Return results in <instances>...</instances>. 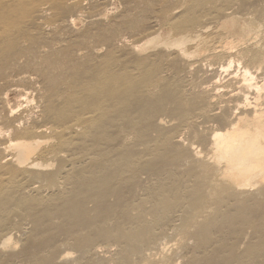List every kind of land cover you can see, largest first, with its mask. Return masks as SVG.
<instances>
[{
    "label": "rangeland",
    "instance_id": "rangeland-1",
    "mask_svg": "<svg viewBox=\"0 0 264 264\" xmlns=\"http://www.w3.org/2000/svg\"><path fill=\"white\" fill-rule=\"evenodd\" d=\"M70 1L71 2L73 1L75 3H73V2L71 3ZM85 1L86 2L84 4V0H83V3H82V0H77V1L76 0H59L58 2L60 4V6L58 5V2L55 4V6H54V4H51L54 7L53 8L51 7L52 9L49 11V13H50L49 18H48V16H47V18H41L39 15H36L34 10L29 8L28 2H24V5H20V6L16 7L13 11L15 24L12 27L11 33H13L14 35H17V34H22V33L24 34L25 32H27L24 34L23 37L19 38L13 44V47L16 49V51L18 50L17 52H19L20 54H24L27 56L31 55L30 57L37 56L40 59L43 58L42 59V60H44L43 62L39 61V62H35V63L37 65H39V68H41V70H42L41 72L43 73V75L46 76V79L44 80L45 86L43 87V92L46 93L50 89H53L54 91L58 92V95L57 96L54 95V97L52 98L53 106L55 109H57V108L59 109L60 107H62V105H63L62 100L64 99L65 94H67L69 91L64 85V79L77 82L79 77L81 76L80 73H82V70L84 68V67H80V65H82V62H83V65H85V62H87L90 57L92 58V56H93L92 60L89 59L88 62H90V64H92L93 66L98 64V62H97V58H98L97 56L98 55L94 54V52L92 53V51H91L92 48H95V47H97V45L101 44L105 48L103 50L105 52L106 48H108V46H110L111 43H113V44H114V42L116 43V41L119 39L118 36H120V37H122L121 39H124L125 41L122 42V41L118 40L119 42L117 41V43L114 44L115 48H116L115 50L116 51L118 50V51L116 53H114L113 55L115 57L120 56L119 58H124V59H127L129 61L135 60L136 58L139 57V55L141 56V54H139L140 53L139 50L143 49L141 47V46H143V42L145 41V39H148V37H150L152 34H154L156 32H162V33H170L171 32L170 36L172 38L175 36H178L177 34H178L179 30L175 27L174 23L169 19V17H170V15L180 13L184 9L185 3L189 0H165V1L164 0H153V1L152 0H92L93 2L91 0H85ZM216 2L203 4L202 6L197 7L195 10V13H194V17H195L194 21H196V23L193 21H190V20L188 21L186 19L185 22L187 23V25L184 28H181V31L179 32L181 34H179V35H184V34L192 35L193 31L200 24L203 23L204 18H210L212 20H215L216 22L214 21L215 23L213 24L214 26H213L212 33H211L213 35L210 34L209 39H207L206 44L209 46L210 45L216 46V49H218L219 45L223 44V41L225 39L229 40V39L235 38V36L232 33H230L228 30L225 31L222 28L217 29V27L215 25L217 23V21L219 20V18L225 12L228 11L225 8V6L226 7L231 6V8L233 7L232 10L236 11L235 12L236 14L237 13L239 14L238 11H240L241 16H242V13L245 14L247 12V10L249 11V12H247V14L254 13L256 15L258 13H262V12L264 13V0H232V1L231 0H223V1L217 0ZM216 4H218V5H216ZM85 5H87V6H85ZM58 6L61 8V10ZM106 6H108V7H106ZM174 6H175V8H173ZM222 6L224 8H221ZM217 7H219L220 9H218ZM28 13H29V15H28ZM57 13H58V15H57ZM51 14H52V16H51ZM65 15L67 17H70V15H71V17L73 16L72 18H74L76 25L67 24L68 18L66 19ZM95 15L97 17H95ZM30 19L31 20L34 19V21L33 20L31 21ZM55 19H56V21H55ZM62 20H63V22H62ZM55 22H57V23L55 24ZM33 23H34V25H33ZM37 23H39L40 25ZM42 23H43V25H42ZM137 23H140V24H137ZM42 26H44V28H46L48 30L43 29ZM45 26H47L49 28H47ZM187 28H189V29H187ZM39 29H40V32H39ZM28 31L29 32L31 31L30 32L31 34ZM37 32H39L38 33L39 36H38V34L34 35ZM25 37H26V39H25ZM126 39H127V41H126ZM143 39H144V41H143ZM57 40H62V41L60 43H57ZM128 40H129V42H128ZM130 41H132V43ZM53 42H56V43L53 44ZM121 42H122V45L120 44ZM113 44H111V45L114 46ZM50 45H51V47H50ZM86 45L89 46L87 49H85L86 56L85 55L82 57L76 56L77 58H75V52L72 53V51H76V49L78 47H81V46L84 47ZM127 46H129V47H127ZM193 46L194 45H190L189 43L185 44L183 46L184 49L186 48L185 51L187 53L189 52L187 54V56H186V53L183 56V53L180 52L178 49H175V48H172L170 50L169 49L163 50V47L158 46L153 50L154 53H162L163 54V57H162L163 59H160L161 67H162V71H163L161 73V75H163L164 77L166 76L165 77L166 79L169 78L168 80L164 79V82L162 84L163 87L161 86L158 88L159 90L160 89L161 90L160 91L157 90V92L155 93V96L161 94L162 91H164V89H165L164 86L170 85V82L173 81L170 85V87L172 88V90L170 92L171 94L166 93L168 95V97L166 98V100L164 102H159V101L157 102L155 100V96L152 99L145 98L143 101H142V99L140 100L139 97H138L139 100L135 97H130L127 99V102H125L123 105L125 108L122 106L123 110L122 109H120V111L114 110L115 114H114V112H112L113 114L112 113L110 114V116L104 122L102 130H100L97 133L98 134L97 137L99 140L97 142V146H95L94 149H95L96 158H98V159L95 158V160L87 161L86 163H82V165L84 164L83 166L80 163L78 165H75V167L73 168V175H75V176L77 175V177L81 174L80 172H83L86 169L88 171L89 170L91 171V172L89 171L90 176H89L88 181H85L87 183L84 182V183L79 184L78 185L79 187L77 186L76 188L72 189V191H69V193L65 196L59 195V197H58V195L55 194L52 196L53 198H50L49 201L45 204H38L37 203L38 204L37 205L35 203V201L31 200V203L30 202L26 203V206L28 204L30 205V206H28L31 209L30 213L27 211H26L27 212L26 213L21 205L20 206L17 205L18 201L16 199H13L11 201L12 204H11L10 209L6 210V212L0 213V220L3 221V219H4L3 223L0 222V227H2L1 229L4 231L5 230L4 224L6 226L7 222H8V224H10L12 222L11 223L12 225L10 226L12 228H9V229L11 231L13 240L16 241V245L14 246V248H9V249L8 248L7 249H1L0 248V264H140L141 259H142L141 257H143L142 255L145 254L146 251L154 249V247L156 246L155 245L156 242L158 243L159 241H162L163 239L165 240V242H167V244H168V241L170 243L168 247L171 250V252H170V250L168 251V253L170 252V254H168L169 258H170V262L168 264H264V244L262 245V243H264V238H263L264 237V227L258 228L259 230L261 229L260 230L261 232L259 233L261 240H258V242L253 243L252 242L254 240V239L252 240V238L254 237L253 231H251L249 229L248 230L242 229L243 227L240 228L239 226H243V225H240L239 221H237L239 215L242 214V212L243 213L246 212V215L247 216L249 215L248 217H250V219L256 220L254 225H255V227H257V225H259V223H258L259 220L262 219L260 217H262L261 215L263 214V211H264L263 207H262L263 208L262 209L259 207L257 208L255 206V209H253L254 208L253 204L250 205V203L249 204L243 203L244 205L229 204L230 207L226 204L227 210H225L226 207L223 206L224 208L221 207L223 210L220 213H217L220 215L223 212V215L221 214L220 216L219 215L215 216L213 211H210L209 213L205 214L204 217L201 216L203 218L199 217V218H196L194 220L192 218L195 215L193 213L194 212L193 204L196 202L195 201L196 198L194 200V197H197L198 195H200L199 192L203 191L202 186L204 185V182L203 181L199 182V180H197L198 179L196 177L198 174V169L196 168L197 161H195V159L192 160L193 157L190 154L191 153V146L194 144L193 146L194 147L197 146L196 147L197 149H199V147H201L199 150H201L202 152L205 151V148H206L205 146H207L206 142H208V137H209V129L211 127L213 128L214 126L216 127L222 123L221 121H217L219 119L218 118L219 115L220 116L222 115L219 120L223 121L222 118L225 117L224 114L227 115L229 112L227 105H224L226 108H224L223 105L220 107H216V109L213 108L215 106L208 107L207 109L208 110L211 109V110L206 111V103H205L206 102L205 101L206 96H205V92H203V89H201V88L203 86V82L206 81V83H207V80H210V78L213 76L220 79V76L222 75L221 80H219V79L218 80H219V82H222V80H224L223 82H225L227 77H228L226 75H229V73H231V71L235 70L237 67L236 61H235L236 57L233 54L229 55V56H227V54H225V55H221V56L215 57V58L211 57L210 61L212 62V64L211 63L208 64L207 63L208 61L206 62L204 60V62H202V63L198 62V63L193 64L191 66V65H189V63L196 60V58L198 57L197 53L199 52L196 48L194 49ZM43 48H44V50H43ZM166 50H168V51H166ZM195 50L197 52H195ZM153 51H150V52L153 53ZM203 53L207 54V51L202 50L201 54H203ZM94 55H96V56H94ZM164 58H165V60H164ZM170 60H172V61H170ZM228 60H232L234 62L233 63L231 62L230 64H228L227 63ZM49 61H59V62L63 61L61 64L62 67H59V68H57V70L51 72L47 68ZM162 62H163V64H165V66L162 64ZM76 65H79L80 69L76 68V70H74V67ZM225 65H227V67H229L230 65L231 66L227 69ZM188 67H189V70H188ZM191 67H194V68H191ZM222 67L226 71L225 70L223 71ZM24 69H25L24 67L20 66V67L16 68L15 71L16 72L22 71ZM251 70L254 71V68L252 67ZM32 72L36 73L32 69V64L29 63V68L25 71L24 74L29 75V74H32ZM41 72H39V73L37 72V74L39 75V78H41L43 76V75H40ZM166 72H168V73H166ZM259 72L262 74L263 70H260ZM260 73H257V75L258 74L260 75ZM170 75L171 76L173 75V77L170 78L171 77ZM33 76H35V75H33ZM73 76H75L76 79ZM202 76H204V77H202ZM173 78H174V80H171ZM25 79L23 81L19 82L20 83L19 88L21 89V92H20L21 98L29 96L31 94V90L33 87L32 86V80H29L27 78L28 79V83H27V79L26 80ZM53 79L56 81H53ZM177 79H179V80H177ZM165 80H166V83H165ZM179 81H181L182 83L181 82L177 83ZM191 81H193L192 83H194V85L197 86V88L194 87L193 84H191ZM175 82L179 86L177 84L176 85L173 84ZM187 82H189L191 85ZM167 83H169V84H167ZM206 83H204V85H206ZM5 85L3 86V88H0V95H1L2 90L4 89ZM172 85H173V87H172ZM176 86L178 88H176ZM200 86H201V88H200ZM179 87H181V88H179ZM186 87H188V88L186 89ZM182 88H183V90H182ZM198 88L200 89L199 91H198ZM179 90H180V92H179ZM201 90H202V92H200ZM174 91H176L178 93H176ZM195 92H197V93H195ZM191 94L194 95V96L192 95L194 98L191 97ZM200 94H202V95L200 96ZM139 95H141V94H139ZM183 95H184V97H187V98L182 97ZM195 95H197L198 97L200 96L201 102L197 96L195 98ZM203 95H204V97H202ZM175 96H176V98H175L176 100L175 99L173 100V98ZM34 97H36V96H34ZM180 97L184 98L186 101V104L179 105V106H181V108L178 107V102H177V98H180ZM170 99L173 100V102L170 101ZM198 99H199V101H198ZM145 100L148 102H146ZM149 100H151V101H149ZM21 101H23V100L21 99L20 102ZM137 101L138 102L140 101V103H138ZM154 101H156V102L154 103ZM58 102H61V103H58ZM142 102H144V103H142ZM174 102H176V103H174ZM18 103H19V99L14 98L10 102L9 106H16ZM24 103L25 102H23V105H24ZM157 103H159V104H157ZM200 103H201V105H200ZM127 104H130V105H127ZM135 104L136 105L139 104L140 106L137 105V107H136ZM186 105H188V106H186ZM22 108L23 109H21L20 112L18 111L17 114L21 113L22 110H24V107H22ZM25 108H26V106H25ZM178 108H180V109H178ZM220 108H221V110H220ZM222 108H223V110H222ZM134 109H136V110H134ZM146 109H147V111H146ZM168 109H169V111H168ZM181 109H183L184 111L188 110L187 113L192 114V117L189 116L190 118H187L186 120L184 119V121H183V119H182L183 114L180 115V113H183L184 111ZM7 110H8L7 104L4 103L2 101V99L0 98V113L2 112V114H4ZM139 110H140L141 114L136 112ZM142 110H143V113H142ZM189 110H190V112H189ZM212 110L215 112L214 114H211V113H213ZM167 111H168V113H167ZM175 111H177V112H175ZM181 111H183V112H181ZM155 112H156V114H155ZM164 112H165V114H162L160 116V114L164 113ZM208 112H210V114L207 115L208 116L207 117L205 115L208 114ZM145 113H146V115H145ZM17 114H14V115H17ZM168 114H170V115L168 116ZM172 114H174L173 116H175L177 114L180 116L177 115V116H175V118H173V116H171ZM158 115L163 118L164 122L159 121V117H157ZM202 115H204L206 117V120L208 122L203 120L205 118ZM210 115H212V116L210 117ZM135 117H136V119H135ZM156 117L158 118V122H157ZM166 117H168V118H166ZM169 117L173 118V119L168 120ZM177 117H178V120L176 119ZM179 117H181V118H179ZM197 117H199V119ZM202 117H203V119H202ZM212 117H213V119H212ZM207 118L210 120H208ZM214 118H217V119H215L216 121H214ZM180 119H181L180 123L178 122L179 125L176 124V122L179 121ZM192 119H198L200 122L198 120L193 121ZM200 119H202V120H200ZM167 120L169 122L170 121L171 122L169 123ZM174 120H175V122L173 124ZM39 121H41L40 117H39ZM188 121H190V123ZM210 121L212 124L210 123ZM191 122H195V123H191ZM148 123H149V125H148ZM183 123H185L187 126ZM209 123H210V125H209ZM216 123H217V125H216ZM6 124H7V122H3V121L0 122V126L3 125L0 127V129L3 128V130H4V132L0 131V136H1L0 137L1 138L0 143L2 141V138L5 137L7 139L6 134L9 133V131L6 130L7 129ZM121 124H122V126H121ZM191 124L192 125L194 124V125L192 126ZM213 124H214V126H213ZM170 125L171 126L173 125V126L171 127ZM205 125L207 127H209V129H207V127H205ZM4 127H5V129H4ZM176 127H177V129H176ZM178 127H180V128H178ZM126 129H127V131H125ZM165 130H166V133L168 132L167 134L164 132ZM174 130H176L177 134L175 133ZM177 130H179L180 132ZM143 132L146 134H143ZM173 132H174V134H173ZM161 133H162V136L160 135ZM174 135H176V136H174ZM97 137H96V139H97ZM161 138H163V140ZM190 139H192V141L196 142L199 145H197L196 143H193L192 141H190ZM4 140L5 139H3V141ZM146 140H147V143L144 144V142H146ZM184 141H185V143H183ZM187 141L188 142L190 141L192 143H190V142L188 143ZM149 142H151V145H152L151 146L152 148H149V149L150 150L152 149V150L150 151L151 153L148 154V152H149L148 145H150ZM189 144H190V148H189L190 150L188 151ZM160 145H162V146H160ZM155 146H156V148H155ZM145 149L147 150V152ZM178 154H180V155H178ZM148 156H149V158H148ZM102 158H104L105 160ZM125 159H128V160L132 159L134 161V164H132L131 166H129L127 168L128 172L125 170L126 172L124 171L122 175H119L118 174L119 168L116 167L115 164H118V163L121 164L123 161H125ZM181 160H182V162H181ZM137 161H138V163H137ZM184 161H186L187 163L185 162L186 163L185 164ZM97 162H99V163H97ZM188 162H190V165H192V166H190ZM96 164H97V166H95ZM89 165L91 168L89 167ZM187 165L189 166V168ZM193 165H195V167H193ZM78 167H82V168L80 169ZM190 167H192V168H190ZM94 168H96V169H94ZM104 168H105V170H104ZM193 168H194V170H196L195 176H193V174H194ZM76 169H77V171H76ZM99 172H102L103 174H101V173L99 174ZM188 172L191 173L192 175L189 174ZM182 173H183V175H182ZM107 174H110V175H107ZM110 176H112V177H110ZM176 176H177V178H176ZM190 176H192L191 179L192 178L194 179V177H195V179L191 180ZM94 177H96L95 179H93L95 182H93V180H91ZM186 177H189L186 179L187 181L185 180ZM101 180H102V182H101ZM108 180H111V182H108ZM164 180H168V181L171 180V182L173 184L169 183L170 181L164 182ZM106 181H107V184H105ZM159 181L161 183L163 182L162 183L163 186H162V184H160ZM196 181H198V184L196 183ZM157 182H159V183H157ZM184 182H185V185H184ZM109 183H111V184H109ZM149 183H150V186H149ZM99 184H100V186H99ZM192 184H193V186H195V188H193ZM81 185H82V187H81L82 189L80 188ZM90 185H91V187H90ZM108 185L110 186V188ZM172 185H174V186H172ZM189 185L191 186L193 191ZM61 186L62 185H60L58 187H61ZM104 186L105 187L107 186V189ZM147 186H149V187H147ZM164 186H165V188H164ZM182 186H184V187H182ZM98 187L101 189L99 190ZM160 187H162L166 191H169L171 194L173 193L171 200H172L173 204H174V202L176 204L174 209H173V204H172L171 208L169 206L168 207L165 206L166 207V209H165V208H163L164 206L162 204L160 205V204L156 203L157 201L155 199H153L154 198L153 196H155L157 194V192L159 193L161 190H163V189H160ZM180 187H181V192H180ZM188 187L191 189V191L193 193H191V191H189ZM55 189L56 188L49 191L47 196L50 193L52 194V192L57 191ZM170 189H172V190L170 191ZM173 189L175 190L176 194H175ZM75 190H77V191H75ZM105 190H107V191H105ZM154 190L155 191L158 190V191L154 192ZM81 191H83V192H81ZM71 192L73 193V195ZM150 192H152V193H150ZM182 192H183V194H185L184 196H183ZM185 192H187V193H185ZM70 193H71V195H70ZM149 193H150V195H149ZM178 193H180V194H178ZM181 194L183 197L179 196ZM192 194H194V195H192ZM80 195H81V197H80ZM102 196H104L103 199L101 198ZM173 196H175V197H173ZM56 198H57V200H56ZM88 198H91V199L94 198V199L91 200ZM60 199H62V201ZM66 199H67V201H66ZM73 199L74 200L79 199V200L78 201L76 200L77 201L76 202ZM179 199H180V201L182 200V202H184V203L180 202ZM175 200L177 202L179 201L178 203L180 205L179 204L177 205ZM186 200H187V202H186ZM32 201L34 202L33 205H32V203H33ZM128 201H131L132 204ZM193 201H195V202H193ZM76 203H78V205ZM125 203H126V205H125ZM191 203H193V204H191ZM151 204H152V206H151ZM182 204L183 205L186 204L187 206H183ZM61 205H62V207H61ZM100 205H102V207ZM36 206L38 207V209H36L37 208ZM63 206L65 207V209ZM159 206H161V207H159ZM156 207H158V208L156 209ZM177 207L178 208L181 207L180 208V214H179V209ZM186 207H188V209ZM189 207L191 210L190 214H189V211H190ZM34 208H35V210H33ZM39 208L40 209L42 208V210H40ZM67 208H68V210H67ZM75 208H77V209H75ZM148 209H150V210H148ZM172 209L174 210V212L172 211ZM184 209L186 210V212L185 211L183 212ZM228 209L232 213H230V211ZM36 210H38V212ZM39 210H40V212H39ZM48 210H49V212H47ZM175 210H177V212ZM224 210L229 211V215H228V212H224ZM32 211H33V214H32ZM161 211H162V213H161ZM170 211H171V214H170ZM36 212H37V214H35ZM41 212H43V213H41ZM175 212H176V215L174 214ZM144 213H146V214H144ZM3 214H5V215H4V218L2 219ZM102 214H104V216ZM160 215H161V217H160ZM169 215H171V216H169ZM172 215H175V217H173ZM177 215H179V217H176ZM188 215H189V217H188ZM251 215L254 217H252ZM222 216L225 219H223ZM169 217H172V218H169ZM95 218H96L97 222L95 221ZM103 218H105V220ZM187 218L188 219L192 218V220H193L187 226V230H189V231H187L186 227H184L185 221H188ZM200 218H201V220H200ZM204 218H205V220H204ZM212 218L215 219V220L213 219V223L210 222V221H212ZM7 219H8V221H7ZM74 219H76V220H74ZM216 219L217 220L221 219V223H220V221H216ZM229 219H231L233 221V224L231 223V220H229ZM89 220L93 225L90 222H88ZM101 220H103V221L101 222ZM161 220H162V222H160ZM239 220H240V217H239ZM143 221H145V222H143ZM202 221L204 222V224ZM227 221H229V222H227ZM100 222H101V224H100ZM225 222H227V223H225ZM223 223L226 226H224ZM209 224H211L212 227H210L211 225L209 226ZM218 224H220L219 225L220 227L218 226ZM84 225H86V226H84ZM178 225H179V227H181V226L182 227L179 228ZM203 225H205V226H203ZM171 226H172V228H171ZM221 226H224L223 227L224 229ZM174 227H176V229L179 231V234L177 233V230ZM188 227H189V229H188ZM196 227H198V228H196ZM80 228L82 230H80ZM190 228H192V229H190ZM208 228L210 230H212V232ZM220 228H221V230H220ZM1 229H0V232H1L0 236L3 233V231ZM152 229H153V231H152ZM170 230H171V232H170ZM174 230H175V232H174ZM221 231H223V234ZM216 232H218V234ZM231 234H232V236H231ZM169 237H171V238H169ZM175 237H177V238H175ZM218 237H220V238H218ZM157 238H159V239H157ZM172 239H173V242H172ZM220 239L222 241H220ZM217 240H219V242ZM94 242H95V244H94ZM171 242H172V244H171ZM180 242H181V245H178V244H180ZM201 244H205L206 246L203 245L201 247ZM253 246L257 247L259 250L256 248V250H254L252 256L248 257L249 251L251 250V248ZM198 250H199V253H198ZM182 251H183V253H182ZM256 251H258V253ZM66 252H67V254L65 256L64 253H66ZM195 252H196V254L199 255V256H197V258H195L196 260L192 259ZM175 254H176V256H175ZM245 256L247 259H244Z\"/></svg>",
    "mask_w": 264,
    "mask_h": 264
},
{
    "label": "bare ground",
    "instance_id": "bare-ground-1",
    "mask_svg": "<svg viewBox=\"0 0 264 264\" xmlns=\"http://www.w3.org/2000/svg\"><path fill=\"white\" fill-rule=\"evenodd\" d=\"M58 1L59 0H0V88H3V86L6 84L5 87H4V89L2 90V93L0 95L1 96L0 98L8 106V110L4 114H2V112L0 113V122L1 121L7 122V124H6L7 125V129L6 130L9 131L8 134L5 133L7 135V139L5 137L2 138V141L0 143V152H1L0 153V213L1 212H6V210L10 209L11 204H12L11 201L13 199H16L18 201L17 202L18 203L17 205H19V206L21 205L23 207V209H24L25 212L27 211V212L30 213L31 212V209H30V207H28L30 205L28 204L26 206V203H28V202L31 203V200L35 201L36 204L37 203L38 204H45V203H47L49 201L50 198H53L52 197L53 195L56 194V195H58V197H59V195L60 196H65V195H67L69 193V191H72V189L76 188L79 184L84 183L85 181H88L89 176H90L89 175L90 174L89 173L90 170L88 171L86 169L83 172H80L81 174L79 173L80 175L78 174L79 176L77 177V175L76 176L73 175V168L75 167V165H78L80 163L82 165V163H86L87 161L95 160L96 154H95L94 147L97 146V142L99 140L98 137H97V135H98L97 133L100 130H102L103 124L106 121V119L110 116V114L112 112H114V110H116V111L119 110L120 111V109H122L124 107L123 106L124 103L127 102V99L130 98V97H135L137 99L139 97V99L140 100L142 99V101L145 98H147V99L148 98H150V99L154 98L155 93L157 92V90H159L158 88L162 86V84L164 82V79H166L165 78L166 76L164 77L163 75H161V73L163 71H162L160 59H163L162 58L163 57V54L162 53H154L153 50L156 47H158V46L163 47V50L164 49H169L170 50L172 48H175V49H178L180 52H182L183 53V56H184L185 53H186V56H187V54L189 52L187 53L185 51L186 48L184 49L183 46L185 44H188V43L190 45H194L193 46L194 49L196 48L199 51L197 53L198 57L196 58V60H194L191 63H189V65H191V66L193 64L198 63V62L199 63H202V62H204V60L206 62L208 61L207 62L208 64L209 63L212 64V62L210 61V58L211 57H214L215 58V57H219V56L225 55V54H227V56L233 54L236 57V60L235 61H236V65H237L236 69L234 68L235 70L231 71V73H229V75H226L228 77H227V79H226L225 82H223L224 80H222V82H219V80H221L222 75L220 76V79L213 76V77L210 78V80H207V83L208 84L205 81V82H203L202 88L200 86V88L203 89V92H205V96H206V100H205L206 101L205 102L206 103V111L208 110L207 109L208 107L215 106L213 108L216 109V107H220V106L223 105V107L226 108L224 105H227L229 112H228L227 115L224 114L225 117L222 118L223 121L222 120H219L222 115L221 116L219 115L220 117L218 116L219 119L217 121H221L222 122L220 125H218V126L215 127L214 126L215 123H214L213 124L214 127L213 128L211 127L210 129H209V127H207L205 125V127H207V129H209V137H208V142H206L207 143L206 144L207 146H205L206 147L205 148V151L202 152L201 150H199L201 147H199V149H197L196 148L197 146L196 147L193 146L194 144L191 146V153L190 154L193 157V159L192 158L191 159L192 160L195 159V161H197L196 168L198 169V174H197L196 177L198 179L197 178L196 179L199 180V182L200 181H203L204 182V185L202 186L203 187V191H201L202 193L199 192L200 195L197 194L198 195L197 197H194L193 196L194 197V200L196 198V200H195L196 202L193 201L195 203L194 204L191 203V204H193V206H194L193 207L194 212L193 211L192 212L195 215H194V217H192L193 215L191 217L193 218V220L196 219V218H199L201 216L204 217V215L207 214V213H209L210 211H213L214 215L217 216V215H219L217 213H220L223 210L221 207H223V206L226 207V204L229 206V204H237V205L241 204V205H244L243 203H248V204L250 203V205L253 204V207H254L253 209H255V206L257 208L258 207L259 208H262V207L264 208V13L262 12V13H258L256 15L254 13L247 14V12H249L247 10V12L245 14L242 13V16H241L240 15V13H241L240 11H238L239 14L237 13L238 14L237 15L235 13L236 11L232 10L233 7L231 8V6L230 7H226L225 6V8L228 11L226 10L227 12H225L219 18V20L217 21V23L215 25H216L217 29L218 28H222L225 31L228 30L230 33H232L235 36V38L234 39H229V40L225 39L223 41V44L219 45L218 49H216V46H213V45L212 46L211 45L209 46V45L206 44L207 39H209V36L212 33V29H213V26H214L213 24L216 22L215 20H212L210 18H204L203 23L200 24L193 31L192 35H187V34L179 35V34H181V33H179L181 31V28H184L187 25V23L185 22L186 19L188 21L190 20V21H193V22L196 23V21H194L195 20L194 13H195V10H196L197 7H200L203 4L213 3V2H216L217 1V0H189V1H187L185 3L184 9L180 13L170 15V17H169V19L174 23L175 27L179 30L178 31V34H177L178 36H175V37L172 38L170 36V33L171 32L170 33L156 32V33L152 34L150 37H148V39H145V41L143 39V41H144L143 42V46H141L143 49L139 50L140 51L139 54H141V56L137 53L139 55V57L136 58L135 60L129 61V60L124 59V58H119L120 56L119 57H115L113 55L114 53H116L118 51V50L117 51L115 50L116 48H115V45L114 44H116L118 40H120L122 42L125 41L124 39H121L122 37H120V36H118L119 39L116 41V43L115 42H114V44L111 43L114 46H112L110 44V46H108V48H106V51L105 52L103 51L105 48L100 43H99L100 45H97V47L92 48V50H91L92 53L94 52V54L98 55L97 56L98 57L97 58L98 64L95 65L93 63L95 65V66H93L92 64H90V62H88L89 59L92 60L93 56H92V58L90 57L87 62H85V65H83V62L81 61L82 62V65H80V67H84L83 70H82V73H80L81 76L79 77V79H78L77 82L76 81H69L67 79H64V85H65V87L69 91H68L67 94H65L64 99L62 100L63 101L62 107H60L59 109L58 108L55 109L54 106H53L52 98L54 97V95L57 96L58 95V92L57 91H54L53 89H50L46 93L43 92V87L45 86L44 85V80L46 79V76L43 75V73L41 72L42 70H41V68H39V65H37L35 63V62H39V61H42L43 62L44 61V60H42L43 58L40 59L37 56L30 57L31 55L27 56V55L20 54L19 52H17L18 50L16 51V49L13 47V44L19 38L23 37L24 34L27 33V32H25L24 34L22 33V34L14 35L13 33H11V31H12V27L15 24L13 11H14V9L16 7H18L20 5H24V2H28L29 8L30 9H33L36 15H39L41 18H47V16L49 18V16H50L49 15L50 14L49 11L55 6V4ZM221 1H223V0H221ZM85 2L86 1L84 0V4H85ZM73 3H75V2H73ZM82 3H83V0H82ZM51 4H54V6L51 5ZM58 5L60 6L59 2H58ZM216 5H218V4H216ZM85 6H87V5H85ZM106 7H108V6H106ZM173 8H175V6ZM217 8L220 9L219 7H217ZM221 8H224V7L222 6ZM60 10H61V8H60ZM29 13H28V15H29ZM57 15H58V13H57ZM51 16H52V14H51ZM72 17H71V15H70V17H67L66 16V19L68 18L67 19V24L76 25V23L74 21V18H72ZM95 17H97V16L95 15ZM32 20L34 21V19H32ZM55 21H56V19H55ZM62 22H63V20H62ZM56 23L57 22H55V24ZM37 24H39V23H37ZM137 24H140V23H137ZM33 25H34V23H33ZM42 25H43V23H42ZM42 27H43V29H46V28H44V26H42ZM45 27H47V26H45ZM47 28H49V27H47ZM187 29H189V28H187ZM46 30H48V29H46ZM39 32H40V29H39ZM39 32H37L34 35H37ZM211 35H213V34H211ZM38 36H39V34H38ZM25 39H26V37H25ZM61 41L62 40H57V43H60ZM126 41H127V39H126ZM122 42L120 43L121 45H122ZM128 42H129V40H128ZM130 42L132 43V41H130ZM54 43H56V42H53V44ZM88 45H86L84 47H82V46L81 47H78L76 49V51H72V53L75 52V58H77L76 56H80V57H82L84 55L86 56L85 49H87L89 47ZM50 47H51V45H50ZM127 47H129V46H127ZM43 50H44V48H43ZM202 50L203 51L206 50L207 51V54H205V53L201 54L202 53ZM150 51H153V53H151ZM166 51H168V50H166ZM195 52H197V51L195 50ZM96 55H94V56H96ZM164 60H165V58H164ZM170 61H172V60H170ZM62 62L63 61H60V62L59 61H49L47 68L51 72L52 71H55V70H57V68L62 67V65H61ZM231 62L233 63L234 61L228 60L227 63L230 64ZM29 63L32 64V69L36 73H33L32 72V74L25 75L24 73L29 68ZM162 64H163V62H162ZM163 65L165 66V64H163ZM227 65H225V66L228 69L231 65L229 67H227ZM20 66L21 67H24L26 70L24 69L22 71H17L16 72L15 69L18 68V67H20ZM252 67L254 68V71L251 70ZM76 68H79V65H76L74 67V70H76ZM191 68H194V67H191ZM224 68H223V71L225 70ZM188 70H189V67H188ZM260 70H263V73L262 74L259 72ZM37 72L38 73L41 72L40 75H43V76L41 78H39V75L37 74ZM166 73H168V72H166ZM257 73H260V75L259 74L257 75ZM33 75H35V76H33ZM73 77L75 78V76H73ZM172 77H173V75L170 78H172ZM202 77H204V76H202ZM25 78L26 79L28 78L29 80H32V86L33 87L30 85L32 87V90H31V94L29 96H26V97H22L21 98V93H20L21 92V89L19 88V86H20V83L19 82L23 81ZM28 79H27V83H28ZM168 79H166V80H168ZM166 80H165V83H166ZM171 80H174V78L171 79ZM177 80H179V79H177ZM53 81H56V80L53 79ZM181 81H179L177 83H180ZM172 82H170V85H171ZM192 82L193 81H191V84H193V86L197 88V86H195L194 83H192ZM177 83L175 82L173 84L176 85ZM187 83H189V82H187ZM204 83H206V85H204ZM167 84H169V83H167ZM170 85H166L167 87L164 86V88H165L164 91H162L161 94L155 96V100L157 102L158 101L159 102H164L166 100V98L168 97L167 94L170 93L171 90H172V88L170 87ZM172 87H173V85H172ZM176 88H178V87L176 86ZM179 88H181V87H179ZM187 88L188 87H186V89ZM182 90H183V88H182ZM199 90L200 89L198 88V91ZM176 91H174V92H176ZM179 92H180V90H179ZM200 92H202V90ZM176 93H178V92H176ZM195 93H197V92H195ZM139 94H141V95H139ZM192 95L193 94H191V97L194 96V95L193 96ZM201 95L202 94H200V96ZM34 96H36V97H34ZM196 96L197 95H195V98H196ZM200 96L199 97L197 96V97L200 99ZM182 97H184V95ZM202 97H204V95ZM14 98H16V99L18 98L19 99V103L16 106H9L10 105V102ZM175 98H176V96L173 98V100ZM184 98H187V97H184ZM184 98H181V97L180 98H177L178 107L181 108V106H179V105L186 104V101H185ZM21 99L23 101L20 102ZM199 99H198V101H199ZM173 100L170 99V101H172V102H173ZM149 101H151V100H149ZM156 101H154V103ZM23 102H25L24 105H23ZM146 102H148V101H146ZM200 102H201V99H200ZM58 103H61V102H58ZM138 103H140V101ZM142 103H144V102H142ZM174 103H176V102H174ZM157 104H159V103H157ZM127 105H130V104H127ZM137 105L140 106L139 104H137ZM137 105H136V107H137ZM200 105H201V103H200ZM25 106H26V108H25ZM186 106H188V105H186ZM22 107H24V110H22L21 113L17 114L18 111L20 112V110L23 109ZM180 108H178V109H180ZM134 110H136V109H134ZM181 110H183V109H181ZM210 110H208V111H210ZM220 110H221V108H220ZM222 110H223V108H222ZM146 111H147V109H146ZM168 111H169V109H168ZM168 111H167V113H168ZM183 111H181V112H183ZM187 111H184L183 113H180V115L183 114V116H182L183 121H184V119L186 120L187 118L192 117V114H188ZM136 112L137 113H140V110L139 111H136ZM175 112H177V111H175ZM189 112H190V110H189ZM142 113H143V110H142ZM214 113L215 112L213 111V113H211V114H214ZM14 114H17V115H14ZM114 114H115V112H114ZM155 114H156V112H155ZM162 114H165V112L164 113H161L160 116ZM174 114H172L171 116H173ZM209 114H210V112H208V114H206V115L204 114V115L207 116ZM145 115H146V113H145ZM169 115L170 114H168V116ZM177 115H175V116H177ZM180 115H178V116H180ZM204 115H202V116L205 119H203V117H202V119L205 120V121H207L206 120V117ZM160 116L159 115L157 116V117H159V121H163L164 122L163 118L160 117ZM175 116H173V118H175ZM211 116L212 115H210V117ZM39 117H40V120L41 121H39ZM213 117H212V119H213ZM166 118H168V117H166ZM173 118H170L169 117L168 120L173 119ZM179 118H181V117H179ZM197 118L199 119V117H197ZM135 119H136V117H135ZM176 119L178 120V117ZM198 119H192V120L193 121L194 120L196 121ZM202 119H200V120H202ZM215 119H217V118H214V121H216ZM208 120H210V119H208ZM180 121H181V119L179 121H177L176 124L179 125ZM157 122H158V118H157ZM174 122H175V120L173 121V124H174ZM188 122L190 123V121H188ZM191 123H195V122H191ZM210 123H211V121H210ZM210 123H209V125H210ZM217 123H216V125H217ZM183 124H185V123H183ZM148 125H149V123H148ZM1 126H3V125H1ZM121 126H122V124H121ZM178 128H180V127H178ZM1 129H0V131L4 132L3 128H1ZM4 129H5V127H4ZM176 129H177V127H176ZM125 131H127V129ZM174 131L176 133V130H174ZM177 131H179V130H177ZM164 132L166 133V130ZM143 134H146V133L143 132ZM173 134H174V132H173ZM160 135L162 136V133ZM174 136H176V135H174ZM96 137H97V139H96ZM3 139H5V140L3 141ZM161 139L163 140V138H161ZM190 141H192V139H190ZM192 142L193 143H196L194 141H192ZM192 142H190V143H192ZM145 143H147V140H146V142H144V144ZM149 143H150V145H148V149L149 148H152L151 147L152 146L151 145V142H149ZM183 143H185V141ZM197 145H199V144H197ZM160 146H162V145H160ZM155 148H156V146H155ZM189 148H190V144H189V147H188V151L190 150ZM151 150L149 149L148 154L151 153L150 152ZM146 152H147V150H146ZM178 155H180V154H178ZM148 158H149V156H148ZM96 159H98V158H96ZM102 159H104V158H102ZM186 161H184V163ZM181 162H182V160H181ZM97 163H99V162H97ZM137 163H138V161H137ZM188 163L190 165V162H188ZM132 164H134V161L132 159H129V160L128 159H125V161H123L121 164L120 163L115 164L116 167L119 168L118 174L119 175H122L123 172L125 170L127 171V168L129 166H131ZM95 166H97V164ZM190 166H192V165H190ZM89 167H90V165H89ZM193 167H195V165H193ZM78 168L81 169L82 167H78ZM188 168H189V166H188ZM190 168H192V167H190ZM94 169H96V168H94ZM104 170H105V168H104ZM193 170H194V168H193ZM76 171H77V169H76ZM195 171L196 170H194L193 176L196 175ZM100 173L103 174L102 172H99V174ZM189 174H191V173H189ZM107 175H110V174H107ZM182 175H183V173H182ZM96 177L92 178L91 180L95 179ZM110 177H112V176H110ZM191 177L192 176H190V179H191ZM176 178H177V176H176ZM187 178H189V177H186L185 180ZM194 179H195V177H194ZM165 181H168V180H164V182ZM169 181H168L169 183H172L171 180H169ZM93 182H95V181L93 180ZM101 182H102V180H101ZM108 182H111V180H108ZM159 182H157V183H159ZM85 183H87V182H85ZM162 183L160 182V184H162ZM196 183L198 184V181H196ZM105 184H107V181L105 182ZM109 184H111V183H109ZM193 184H192V186H193ZM60 185H62V186L61 187H58ZM91 185H90V187H91ZM184 185H185V182H184ZM99 186H100V184H99ZM149 186H150V183H149ZM149 186H147V187H149ZM162 186H163V184H162ZM172 186H174V185H172ZM81 187H82V185L80 186V188ZM182 187H184V186H182ZM54 188H56L55 190H57V191L52 192V194L50 193L47 196V194L49 193V191L53 190ZM105 188L107 189V186ZM109 188H110V186H109ZM164 188H165V186H164ZM190 188H191V186H190ZM190 188H189V191H191V189H192V188L191 189ZM193 188H195V186H193ZM98 189L100 190L101 188L98 187ZM160 189H163V188L160 187ZM171 190L172 189H170V191ZM75 191H77V190H75ZM105 191H107V190H105ZM156 191H158V190H156ZM156 191L154 190V192H156ZM192 191H193V189H192ZM192 191H191V193H193ZM81 192H83V191H81ZM174 192H175V190H174ZM180 192H181V187H180ZM187 192H185V193H187ZM71 193H70V195H71ZM150 193H152V192H150ZM150 193H149V195H150ZM175 194H176V192H175ZM178 194H180V193H178ZM182 194H183V192H182ZM182 194L179 195V196H182ZM72 195H73V193H72ZM81 195H80V197H81ZM156 195L153 196L154 197L153 199H155L157 201L156 203H158L160 205L162 204L164 206L163 208H165V209H166L165 206H167V207L169 206L170 208L172 207V204L173 203H172V200L171 199H172L173 193L171 194L169 191H166V190L163 189L159 193L157 192ZM184 195L185 194H183V196ZM192 195H194V194H192ZM175 196H173V197H175ZM103 197L104 196H102L101 198L103 199ZM91 198H88V199H91ZM93 199H91V200H93ZM56 200H57V198H56ZM60 200L62 201V199H60ZM76 200H74V201H76ZM66 201H67V199H66ZM179 201H180V199H179ZM128 202L131 203V201H128ZM178 202L176 201L177 205L179 204ZM180 202H182V200ZM186 202H187V200H186ZM182 203H184V202H182ZM33 204H34V202L32 203V205ZM76 204L78 205V203H76ZM125 205H126V203H125ZM100 206L102 207V205H100ZM151 206H152V204H151ZM175 206H176V204L174 202L173 209L175 208ZM183 206H187V205L184 204ZM61 207H62V205H61ZM159 207H161V206H159ZM157 208L158 207H156V209ZM180 208H178L179 209V214H180ZM186 208L188 209V207H186ZM36 209H38V207ZM64 209H65V207H64ZM75 209H77V208H75ZM173 209H172V211L174 212ZM33 210H35V208ZM40 210H42V208ZM40 210H39V212H40ZM67 210H68V208H67ZM148 210H150V209H148ZM189 210H190V207H189ZM225 210H227V207H226ZM225 210H224V212H228V215H229V211L230 210L229 209H228L229 211H225ZM36 211L38 212V210H36ZM175 211L177 212V210H175ZM184 211L186 212L185 209L183 210V212ZM37 212L35 214H37ZM47 212H49V210ZM176 212L174 213L175 215H176ZM190 212H191V210L189 211V214H190ZM41 213H43V212H41ZM161 213H162V211H161ZM230 213H232V212L230 211ZM5 214L2 215L3 216L2 219L4 218V215ZM32 214H33V211H32ZM144 214H146V213H144ZM170 214H171V211H170ZM221 214L223 215V212ZM102 215L104 216V214H102ZM175 215H172V216L175 217ZM169 216H171V215H169ZM248 216L246 215V212L245 213L242 212V214L239 215L240 220H239V217H238L237 221H239L240 225H243V226H239L240 228L243 227L242 229H246V230L249 229V230L253 231L254 237L252 238V240L253 239L254 240L252 242L255 243V242H258V240H261L260 239V236H259L260 235L259 233L261 232L260 231L261 229L259 230L258 228L264 227V223H263L264 222V211H263V214L261 215L262 217H260L262 219H260L259 222L257 221L259 223V225H257V227H255V225H254V223H255L256 220H252ZM160 217H161V215H160ZM176 217H179V215H177ZM188 217H189V215H188ZM203 217H201V218H203ZM252 217H254V216H252ZM96 218H95V221H96ZM169 218H172V217H169ZM192 218H189L190 220L187 218L188 221H185V226L184 227H186V230H187V226L189 225V223H191L193 221ZM201 218H200V220H201ZM103 219L105 220V218H103ZM213 219L214 218H212V221H210V222L213 223ZM221 219L220 220L219 219L218 220L216 219V221H220V223H221ZM223 219H225V218L223 217ZM74 220H76V219H74ZM204 220H205V218H204ZM229 220H231V219H229ZM3 221H4V219H3ZM3 221L0 220V222H2V223H3ZM7 221H8V219H7ZM102 221L103 220H101V222ZM88 222H90V220ZM101 222H100V224H101ZM143 222H145V221H143ZM160 222H162V220ZM227 222H229V221H227ZM227 222H225V223H227ZM11 223L8 224V222H7V225L6 226L4 224V227H5V230L4 231L1 229L2 227H0V229L3 231L2 235L0 236V248L1 249L14 248V246L16 245V241L13 240L11 231L9 229V228H12V227H10L12 225ZM231 223L233 224V221L232 220H231ZM203 224H204V222H203ZM210 225L211 224H209V226ZM219 225L220 224H218V226ZM223 225H224V223H223ZM84 226H86V225H84ZM203 226H205V225H203ZM224 226H226V225H224ZM224 226H221V227L223 228ZM178 227H179V225H178ZM181 227H179V228H181ZM210 227H212V225ZM171 228H172V226H171ZM174 228L176 229V227H174ZM196 228H198V227H196ZM188 229H189V227H188ZM190 229H192V228H190ZM80 230H82V229L80 228ZM220 230H221V228H220ZM152 231H153V229H152ZM187 231H189V230H187ZM210 231L212 232V230H210ZM170 232H171V230H170ZM174 232H175V230H174ZM218 232H216V233L218 234ZM221 232L223 234V231H221ZM177 233L179 234V231L178 230H177ZM0 234H1V232H0ZM231 236H232V234H231ZM169 238H171V237H169ZM175 238H177V237H175ZM218 238H220V237H218ZM157 239H159V238H157ZM162 241H159L158 243L156 242V244H155L156 246L154 247V249L149 250V251H146V253L142 255L143 257H141L142 259H141L140 264H168L170 262V258H169V255H168L171 252V250L168 247L170 243H169V241H168V244H167V242H165V240L163 242ZM217 241L219 242V240H217ZM220 241H222V240L220 239ZM172 242H173V239H172ZM172 242H171V244H172ZM94 244H95V242H94ZM263 244L264 243H262V245ZM178 245H181V242ZM203 245H205V244H201V247ZM254 246L249 251L248 257L252 256L254 250H256L257 247H254ZM169 250H170V252L168 253ZM256 252L258 253V251H256ZM182 253H183V251H182ZM198 253H199V250H198ZM66 254H67V252L64 253L65 256H66ZM175 256H176V254H175ZM197 256H199V255L196 254V252H195V254L193 255L192 259L197 258ZM246 256H245L244 259H247Z\"/></svg>",
    "mask_w": 264,
    "mask_h": 264
}]
</instances>
